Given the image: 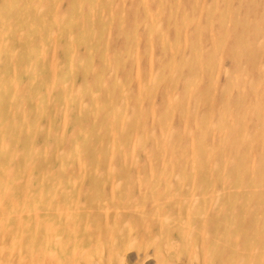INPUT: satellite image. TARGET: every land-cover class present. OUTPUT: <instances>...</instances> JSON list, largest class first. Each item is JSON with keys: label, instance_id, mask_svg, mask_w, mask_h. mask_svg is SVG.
Segmentation results:
<instances>
[{"label": "rangeland", "instance_id": "obj_1", "mask_svg": "<svg viewBox=\"0 0 264 264\" xmlns=\"http://www.w3.org/2000/svg\"><path fill=\"white\" fill-rule=\"evenodd\" d=\"M0 264H264V0H0Z\"/></svg>", "mask_w": 264, "mask_h": 264}, {"label": "bare ground", "instance_id": "obj_2", "mask_svg": "<svg viewBox=\"0 0 264 264\" xmlns=\"http://www.w3.org/2000/svg\"><path fill=\"white\" fill-rule=\"evenodd\" d=\"M211 17V16H210ZM221 17V16H220ZM229 19V18H228ZM243 20V19H242ZM228 24V23H227ZM221 25V24H220ZM257 25V24H256ZM255 27V26H254ZM52 35V34H51ZM258 44V43H257ZM215 48V47H214ZM219 48V47H218ZM53 50V49H52ZM249 53V52H248ZM200 60V59H199ZM27 69V68H26ZM27 71V70H26ZM27 75H28V73H26ZM239 127V126H238ZM226 144V143H225ZM170 149V148H169ZM170 151V150H169ZM247 166V165H246ZM248 167V166H247ZM234 169V168H233ZM236 170V169H235ZM234 170V171H235ZM237 171V170H236ZM248 172H249V170H248ZM235 173V172H234ZM238 176V175H237ZM254 183V182H253ZM256 183V182H255ZM257 193H259L258 191H257ZM260 195V194H259ZM120 260H121V258H120ZM144 261V260H143ZM121 262V261H120Z\"/></svg>", "mask_w": 264, "mask_h": 264}]
</instances>
